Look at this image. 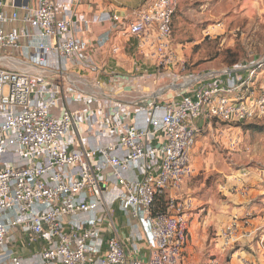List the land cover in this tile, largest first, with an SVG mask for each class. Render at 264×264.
Segmentation results:
<instances>
[{"label": "built area", "instance_id": "2783aa9c", "mask_svg": "<svg viewBox=\"0 0 264 264\" xmlns=\"http://www.w3.org/2000/svg\"><path fill=\"white\" fill-rule=\"evenodd\" d=\"M7 1L10 8L19 5L22 17L19 12L5 15ZM178 1L152 0L122 26V34L135 43L136 55L161 69L176 62L171 22ZM57 9L50 0H0V264H183L188 214L195 200L182 195L181 188L194 174L191 154L199 132L197 122L231 126L264 120V88L255 89V69L250 66L246 78L233 84L201 87L182 95L165 106L160 117H146L143 129L125 128L111 145L64 150L60 143L74 127L73 117L55 118L51 114L55 99L39 103L44 90L35 85L43 77L26 71L29 64L25 66L18 57L22 32L5 29L6 23L20 19L39 33L40 40L30 47V65L47 69L51 59L84 64L86 45L75 38L73 21L59 18ZM45 40L57 42L52 46ZM111 52L118 54L119 48L113 46ZM157 139L163 142L156 143ZM71 167L75 174L69 172ZM141 167L144 174L140 178L125 176L134 170L141 174ZM107 177L118 188L115 201L138 216L148 231L145 260L139 257L137 243L132 244L130 254L116 237L101 240L99 226L109 221L103 211ZM163 193L167 195L166 212L152 215L153 198ZM96 212L101 217L90 223L93 228H81L86 221L78 220L75 231L63 230L65 220L72 223ZM21 225L35 237L49 243L55 240L54 244L22 258L11 243L19 238ZM238 229L235 219L221 229L222 259L210 256L205 264L226 263L224 255L235 244Z\"/></svg>", "mask_w": 264, "mask_h": 264}, {"label": "crops", "instance_id": "0c3cea01", "mask_svg": "<svg viewBox=\"0 0 264 264\" xmlns=\"http://www.w3.org/2000/svg\"><path fill=\"white\" fill-rule=\"evenodd\" d=\"M50 1L57 5L59 18L73 21L75 38L86 45L84 64L71 65L59 59H51L47 69L30 65V47L40 40L39 33L24 26L20 19L6 23L5 29L22 32L18 57L25 66L29 64L26 71L32 74L40 73L43 77V82L35 85L36 88L44 90L39 97V103L55 99L51 114L57 119L66 114L73 117L74 127L61 141V149L89 150L111 145L125 128L143 129L146 117H160L164 107L182 95L191 94L201 87H224L246 78L248 74L250 66L232 68L234 70L225 69L226 74L214 69H186L183 53L190 52L188 42L199 40L200 26L205 25L202 21L203 13L200 12L211 0L178 1L173 17L171 40L176 62L162 69L148 59L136 55L134 41L122 34V26L126 20L152 0ZM212 1L214 4L233 3L231 0ZM10 6L7 1L4 11L7 17L12 12H19L22 17L23 13L19 11L18 4L13 5L17 10ZM194 14L198 15L196 21ZM207 33L210 34L205 31V34L209 35ZM45 42L54 46L57 41ZM113 46L119 48L118 54H112ZM16 54L12 53L13 56ZM210 122L198 121L199 132L209 129ZM157 142L160 144L163 140L157 139ZM205 146L203 141L196 142L191 154L194 174L181 188L182 195L191 196L195 200V207L188 214L189 239L183 264H205L210 256L222 259L218 236L221 229L232 219L239 221L235 239L237 249L235 248L233 254L230 253L226 263L220 264H255L256 261L260 264L255 252H249L253 251V245H247L258 235L264 234V183L258 184L256 182L259 181L254 178L239 181L238 177L235 179L233 176L227 177L224 183L209 185L206 179H199L213 172L222 174V170H218V162L216 166L212 159L204 158V155H211V149L207 151ZM90 163L94 165L96 160H91ZM70 171L75 174L76 169L71 167ZM143 174L144 168L141 167V174L134 170L128 171L125 176L128 179H137ZM107 179L109 183L103 188V211L109 221L104 220L99 226L101 240L104 242L110 236L116 237L130 254L132 244L137 243L141 250L139 257L145 260L149 249L148 231L138 216L133 217L130 211L123 210L115 201L118 188L110 178ZM213 191H218L226 201L221 203L213 196ZM83 216L72 223L65 220L63 230L75 231L78 220L86 221H83L85 226L79 225L81 228H93L90 223L101 217V213ZM19 228V238L11 239V243L15 252L22 258L38 254L55 242L54 240L49 243L43 237L33 236L26 226L21 225ZM255 246L260 247V244L256 242Z\"/></svg>", "mask_w": 264, "mask_h": 264}, {"label": "rangeland", "instance_id": "374dc122", "mask_svg": "<svg viewBox=\"0 0 264 264\" xmlns=\"http://www.w3.org/2000/svg\"><path fill=\"white\" fill-rule=\"evenodd\" d=\"M232 1L230 5L229 3L214 4L211 0L209 1L211 3L201 10L205 25L200 26L199 40L188 42L190 52L183 53V60L186 69L194 71L214 69L220 72L244 66L258 68L254 78L258 79L255 89L260 90V87L264 88V0ZM193 6L195 8L196 4ZM197 18L198 15L194 14L195 21ZM217 25H220V28L214 27ZM205 31L210 34L206 35ZM210 125L209 129H202L201 133L199 132L196 142L203 141L207 151L211 149V155L206 157L204 155V158L209 157L216 166L218 162V170H222V174L213 172L206 177L198 178L206 179V183L210 185L224 183L227 177L233 176L242 181L243 175H246V180L254 178L259 181L256 183L262 185L264 183V120L231 126L211 121ZM213 196L221 203L226 201L218 191H213ZM263 236L264 234L258 235L251 244L247 245V247L253 245V251L249 252H255L260 264H264ZM256 242L260 247L255 246ZM235 248L234 244L224 255V261L229 260L230 253L233 254L237 249ZM255 264L258 262L256 261Z\"/></svg>", "mask_w": 264, "mask_h": 264}, {"label": "trees", "instance_id": "16d2710c", "mask_svg": "<svg viewBox=\"0 0 264 264\" xmlns=\"http://www.w3.org/2000/svg\"><path fill=\"white\" fill-rule=\"evenodd\" d=\"M173 17H174V15H173ZM172 26H173V18H172V22H171L172 35H173V27ZM233 68H235V67H233ZM257 70H258V68H255V73H257ZM256 121H261V120H253L251 122H245V123H253ZM240 124H243V123H240ZM166 209H167V195H166V193L155 195L153 198L151 208H150L151 214L152 215L163 214L166 212Z\"/></svg>", "mask_w": 264, "mask_h": 264}]
</instances>
